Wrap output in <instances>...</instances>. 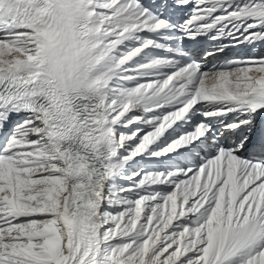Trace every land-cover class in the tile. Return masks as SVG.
<instances>
[{
    "label": "snow or ice",
    "instance_id": "snow-or-ice-1",
    "mask_svg": "<svg viewBox=\"0 0 264 264\" xmlns=\"http://www.w3.org/2000/svg\"><path fill=\"white\" fill-rule=\"evenodd\" d=\"M0 264H264V0H0Z\"/></svg>",
    "mask_w": 264,
    "mask_h": 264
}]
</instances>
